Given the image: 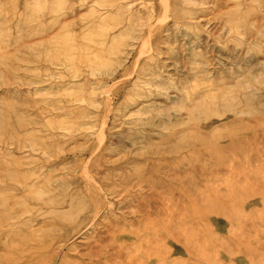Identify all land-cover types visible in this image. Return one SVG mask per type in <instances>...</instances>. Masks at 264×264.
<instances>
[{
	"label": "rangeland",
	"instance_id": "374dc122",
	"mask_svg": "<svg viewBox=\"0 0 264 264\" xmlns=\"http://www.w3.org/2000/svg\"><path fill=\"white\" fill-rule=\"evenodd\" d=\"M0 264H264V0H0Z\"/></svg>",
	"mask_w": 264,
	"mask_h": 264
},
{
	"label": "bare ground",
	"instance_id": "6f19581e",
	"mask_svg": "<svg viewBox=\"0 0 264 264\" xmlns=\"http://www.w3.org/2000/svg\"><path fill=\"white\" fill-rule=\"evenodd\" d=\"M234 135V134H233ZM235 143V142H234Z\"/></svg>",
	"mask_w": 264,
	"mask_h": 264
}]
</instances>
